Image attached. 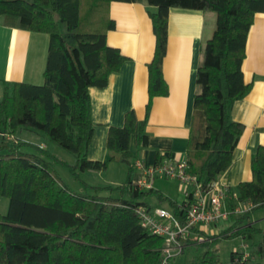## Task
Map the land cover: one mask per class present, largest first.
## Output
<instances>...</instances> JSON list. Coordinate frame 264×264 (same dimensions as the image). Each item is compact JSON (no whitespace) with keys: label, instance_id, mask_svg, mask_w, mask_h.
<instances>
[{"label":"trees","instance_id":"16d2710c","mask_svg":"<svg viewBox=\"0 0 264 264\" xmlns=\"http://www.w3.org/2000/svg\"><path fill=\"white\" fill-rule=\"evenodd\" d=\"M113 2L145 3L153 8L148 14L155 52L147 67L145 118L139 121L128 112L121 128H109L108 157L98 162L87 157L93 134L89 89H103L124 61L117 49L106 44V34L114 29L109 16ZM173 8L216 15L196 72L186 148L189 172L206 187L231 166L243 131L232 120L231 108L250 89L241 67L248 32L255 14L264 12V0H0L5 27L48 36L43 83L2 85L0 132L12 138H0V197L8 199L6 214H0V264L159 263L163 242L139 225L134 211L149 206L144 199L150 194L159 202L166 198L159 192L137 190V157L129 144L133 140L136 149L147 146L150 101L167 94L162 61ZM23 130L44 135L73 162L23 141L17 136ZM161 157L157 154L154 163ZM113 162L126 167L125 181L116 187L82 182L84 193L71 190L56 172L57 165H64L80 180V174L105 172ZM251 172L252 180L238 185L237 201L230 203L248 202L251 209L235 216L219 235L250 242L248 257L234 264H264V230L250 223L253 213L264 210V147L253 154ZM168 202L170 210L181 215L179 203ZM200 234L205 238L202 243L189 241L188 247L197 253L191 264H218V244L223 239ZM233 258L231 252L229 259Z\"/></svg>","mask_w":264,"mask_h":264},{"label":"crops","instance_id":"0c3cea01","mask_svg":"<svg viewBox=\"0 0 264 264\" xmlns=\"http://www.w3.org/2000/svg\"><path fill=\"white\" fill-rule=\"evenodd\" d=\"M151 11L153 8L145 3L113 2L109 6L114 29L106 34V44L117 49L124 61L118 71L109 75L103 89H89L93 134L87 157L91 161L107 159L109 128H121L128 112H133L139 121L145 118L149 103L147 67L155 52V36L148 14ZM215 23L216 15L211 11L177 8L169 11L166 54L162 61L167 94L150 101L145 127L147 146L136 149L133 140L129 144L130 152L145 165L153 164L157 154L176 162L186 160L197 92L196 72ZM47 47V35L5 27L0 17V98L5 82L43 83ZM241 70L243 81L250 89L233 103L231 118L243 126V131L232 153L231 166L217 179L234 195L238 185L252 180V156L258 147H264V12L254 16ZM111 164L120 163H110L105 172H86L82 176L92 179L102 173L105 176ZM210 228L209 233L217 234L210 232Z\"/></svg>","mask_w":264,"mask_h":264},{"label":"built area","instance_id":"2783aa9c","mask_svg":"<svg viewBox=\"0 0 264 264\" xmlns=\"http://www.w3.org/2000/svg\"><path fill=\"white\" fill-rule=\"evenodd\" d=\"M0 138L9 140L12 137L0 132ZM161 156L159 162L151 165H145L141 160L135 161L139 175L136 188L140 192H150L154 189L155 180L178 182L183 192V200L178 206L183 208L181 215H175L172 210L165 211L158 207L143 205L136 207L134 213L139 225L163 242L158 264H191L192 260L184 258L189 241L202 243L205 238L200 233L214 236L207 230L209 227L243 214L251 209V204L245 202L230 205L237 201V195H234L228 186L217 180L203 187L197 176L189 172L186 160L176 162L166 158L165 155ZM232 253L233 261L229 259L225 264H234L239 258L246 259L248 245L245 244L241 251Z\"/></svg>","mask_w":264,"mask_h":264},{"label":"rangeland","instance_id":"374dc122","mask_svg":"<svg viewBox=\"0 0 264 264\" xmlns=\"http://www.w3.org/2000/svg\"><path fill=\"white\" fill-rule=\"evenodd\" d=\"M17 136L21 138L23 141H26L30 144L40 147L44 146L46 150L57 155L67 163L73 162L72 156L60 150L59 148L55 147L42 134H37L34 132L23 130L18 132ZM56 172L60 177V179L71 190L79 193H84V186L81 180L88 182V184L90 185H96L98 187H103V186L116 187L119 184L123 183L126 177V168L121 164H111L105 176L102 173L99 177L96 176L94 179L87 178L85 176H82V174H80L79 176L80 180H77L71 175L69 169L64 165H57ZM153 188H154L153 189L154 192H159L164 198H166V200L164 202H159L154 193L150 194L144 199V202L149 206L158 207L165 211H169L170 210L169 202H168L169 200H173L178 203L182 202L183 200L182 188L180 184L176 181L158 179L154 181ZM103 193L106 195L105 192ZM7 209H8V199L4 197H0V214L5 215ZM233 220L234 217H230L227 221H224L215 227H211L210 232L216 231L217 234H214L215 236H217L216 239L222 240L223 237L219 235L221 234L222 231L226 230L231 224H233ZM250 223L252 224L253 227L264 230V210H258L255 213H253V215L250 218ZM259 239H260L259 237H256L254 242H258ZM245 244L249 245L250 242L247 241L246 239H243L242 237L223 239L218 244V250H219L218 261L222 264L227 263L230 257V253L238 250L241 251L242 246ZM196 254H197L196 250L193 246L187 247L184 258H187L188 260H192Z\"/></svg>","mask_w":264,"mask_h":264}]
</instances>
